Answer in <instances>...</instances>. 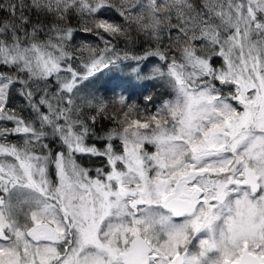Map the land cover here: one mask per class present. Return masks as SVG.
Instances as JSON below:
<instances>
[{"label":"snow or ice","instance_id":"1","mask_svg":"<svg viewBox=\"0 0 264 264\" xmlns=\"http://www.w3.org/2000/svg\"><path fill=\"white\" fill-rule=\"evenodd\" d=\"M0 264H264V0H0Z\"/></svg>","mask_w":264,"mask_h":264},{"label":"trees","instance_id":"2","mask_svg":"<svg viewBox=\"0 0 264 264\" xmlns=\"http://www.w3.org/2000/svg\"><path fill=\"white\" fill-rule=\"evenodd\" d=\"M105 79H107V78H105ZM117 82H118V81H116V80L110 81V83H117ZM151 91H152L155 95L160 96V95L163 94V91H164V90H163V89H151ZM141 94H142V90H135V91L132 92V94H131V98H133V99L139 101Z\"/></svg>","mask_w":264,"mask_h":264}]
</instances>
